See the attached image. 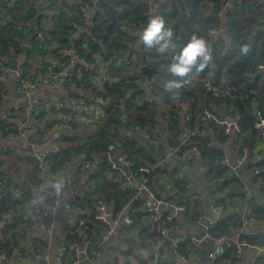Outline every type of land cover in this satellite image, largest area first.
I'll list each match as a JSON object with an SVG mask.
<instances>
[{
  "label": "trees",
  "instance_id": "obj_1",
  "mask_svg": "<svg viewBox=\"0 0 264 264\" xmlns=\"http://www.w3.org/2000/svg\"><path fill=\"white\" fill-rule=\"evenodd\" d=\"M66 1L47 0L48 10L53 13V17L51 18V26L47 30L40 29V32L45 33L44 36L41 35L43 37V41H41L37 33L33 29H29L28 24L33 18V9L38 4V0H18L16 2L0 0V6H2L5 14L1 11L0 13L8 20L4 26L0 25V55H5L9 49L22 51L20 46L25 44L23 40H28L36 55V52L47 50V45L53 40L55 47L53 52L61 60H66V62L69 60L68 56L60 52L61 49H67L78 58L93 64L97 69H105L107 80L96 86L91 79V76H94L93 71L83 70L82 72L79 64L74 65V75L71 80L77 84L78 88L90 91L93 97L100 99L101 102L100 104L84 103L92 104L96 109L101 110L103 116L93 123V129L87 134H80L77 132L76 126L71 124L72 129L76 130L74 131L76 135L72 138H61L60 142H63L64 145L60 144L54 152L49 151L45 162L49 164V173L54 177L62 175L71 160L80 155H82V159L76 163L75 173L81 171L84 164H93L98 170L90 180L92 188L85 192L82 197L74 195L80 200L79 206L84 210V201L91 202L93 205L91 211L85 210L86 217L81 227H77L79 218L74 215L76 227L80 233L77 236L83 234L87 236L88 255L90 257L95 256L102 247V238L109 229L108 225L97 222L93 218L97 213L96 204L98 201L103 202L107 207L111 205L109 207L113 219L123 208L126 209L124 211L132 219V225L129 227L118 225L115 228V233L119 235L122 243V255H135L131 249L133 246H144L147 242L152 244L156 241V225L151 228L140 225L141 218L148 215L142 209V200L137 198L136 191L130 192L120 188L121 178L118 177L119 173L116 170L110 168L106 153L111 155L119 167L121 161L116 160L114 152L124 158L126 157L133 163L131 171L140 179L145 174L138 171L139 167H152L158 158H155L154 154H149L148 157L144 158L146 163H139L134 158L141 149H137L133 139L122 138L115 142L119 121L124 119L128 128L148 135L153 143L155 139L162 140L158 121L163 120L165 123L164 132L176 137L180 116L175 112L174 104L178 103L179 100L189 99L188 110L185 113L188 116V121H185V126L201 127V117L205 109L217 116L220 112H224L228 117L235 118L234 116H236L241 132L235 135V141H241V146L248 143L246 147L251 151L256 139L263 137V133L253 126L255 120L253 104L262 105L264 103V76L256 73V66L264 62V30L260 29V27H264V6L252 3L250 0H240L233 3L226 14L227 49H222V43L210 47L212 50L211 64L215 66L212 85L217 86L223 79L232 88L230 94L213 95L204 90L203 83L206 80V73L210 71L209 64L204 71L187 77L188 82L180 89V99L173 100L172 94L166 91L163 85L176 78L163 70L164 67L171 62L172 54L178 52L193 33L204 37L208 42L209 36L206 31L220 26L218 14L224 9L225 0H167V3L158 6L155 12L151 14V18L157 15L163 17L166 27L172 28L175 34L176 48H170L167 54H159L155 49L145 48L137 35L147 24L146 11L149 8L147 0H106L101 5L100 11L93 15L85 32H78L88 22L86 18H83L82 13L92 7L90 2L93 0L67 1L70 6ZM152 6L154 7V1ZM19 23H22L20 31L17 30ZM26 24L28 25L24 27ZM21 30L29 32V35L21 33ZM244 43L250 45V53L246 57H241L238 50L239 46ZM36 46H39L38 51L34 49ZM137 46L139 47L137 48ZM40 66L38 74L49 73L51 70L58 73L65 69L57 70L48 62H41ZM142 66L155 70L150 78V90L153 97L159 100L160 105L146 102L145 90L140 88V84L145 81V78L140 74ZM23 67L22 72L27 78L37 79L35 77L37 74L32 75V77ZM224 74L226 77L223 76ZM193 80L200 82L194 87L196 95L192 91ZM69 83L67 82V84ZM36 106L40 110L39 113L44 110L43 105L35 104L33 105V113L36 112ZM73 117L76 118L79 115H73ZM208 127L212 126L208 125ZM244 138L249 139L248 142ZM207 142L209 143L205 137L196 136L192 139L191 143L198 148L201 159L200 161H196L194 158L188 160L206 167L203 179L205 181L213 180L215 184L216 191L213 193V199L220 207L224 208V212L210 229V234L218 236L226 231L234 232L236 229L242 228L244 220H250L252 217L254 219L262 218L264 211L241 193L242 183L238 177L231 182L225 183L223 181L227 170H219L217 167V161L223 152L214 146L208 147ZM23 160L33 165V174L31 171L30 175L22 176L23 179L19 186L16 183L14 189L19 193L17 197H14L10 189L5 187L3 181L5 177L0 175V183L3 184V190L0 192L2 194L0 221L6 215H12L11 221L5 226L6 232H11L18 221L28 223L24 217L25 209H32L33 211L37 197L49 204L57 200V194L52 191V188L51 195L47 194L50 191L49 187L40 188L43 181L34 160L28 157L23 158ZM260 161L252 163L251 166L260 168L264 165V158ZM105 171L112 172L111 180L105 177ZM157 173L158 171L153 169L148 175L150 180L147 186L151 190L153 177ZM29 177L30 179H27ZM259 178L264 194V172L259 175ZM37 184L38 186H36ZM34 189L39 192L40 196L36 195V191L33 192ZM188 193L185 184L174 179L173 192L169 201H174L178 206H184V216L191 220L195 217L196 220L201 215L198 209L199 204L194 198L191 199L192 196ZM243 204H245L246 210H243ZM15 205L21 207L19 212L12 210ZM230 210L232 212H228ZM38 211L35 214L36 218H40L42 224L48 226L50 217L48 212L41 209ZM261 236L255 237L245 234L242 236V240L251 245L261 244L259 241ZM14 245L15 243H11L8 239L0 240V253H4L6 256V261L2 264H15L11 257ZM62 245L65 248V260L71 261L74 250L71 248L69 256L67 243L62 241ZM164 248L168 249V252L171 251L168 245H165L162 252ZM191 249L190 244L187 245L184 252L179 251L178 245L176 247L177 252L179 251L178 253L185 256L192 253ZM263 261L260 258L257 260L258 264H262ZM140 263L146 264L144 261ZM214 263L238 264L235 247L232 244L227 246L225 253L217 258ZM160 264H163L161 258Z\"/></svg>",
  "mask_w": 264,
  "mask_h": 264
},
{
  "label": "crops",
  "instance_id": "obj_2",
  "mask_svg": "<svg viewBox=\"0 0 264 264\" xmlns=\"http://www.w3.org/2000/svg\"><path fill=\"white\" fill-rule=\"evenodd\" d=\"M13 1L16 2L18 0ZM67 1L74 2L75 0ZM259 1L260 5L264 6V0ZM97 2L98 0L90 2V5L92 7L88 9L89 15L86 18L87 20L89 19V16L91 14L95 15L100 11L101 5L97 6ZM165 3H167V0H154V8L156 9L158 6ZM47 6V0H38V4L35 5L33 9V18L28 23L30 26L29 29H33L37 33L39 39L43 38L41 35H45V33L40 32V29L47 30V28H49L52 23L51 18L53 17V13L48 10ZM223 10L220 11L219 15L223 12ZM0 11L3 13L5 12L2 6H0ZM7 21V18L5 16L3 17V14L0 13V25L4 26L5 22ZM88 23L89 20L83 28H80L78 30V32L87 31ZM222 23L223 20L220 18V26L215 27L220 30L221 35L224 31H226V16L224 19L223 29H221ZM21 24L19 23V25H17L19 26V28L17 29L19 31L21 29ZM28 24H26L24 27H26ZM21 33L29 35V32L24 30H21ZM220 33L216 38L209 37L208 45L209 47H211L212 45L222 43V49L224 48L226 50L228 47V42L222 38ZM23 43L25 44L23 46H20L22 51L9 49L5 55H0V62L4 63V65L6 66H8L10 63V65L12 66V68H9L8 66L9 72H0V175L5 177L3 179L4 185L7 189H10L14 197H17L19 195V193L14 189L16 183L19 186L21 184L20 181L23 179L22 176L27 174L30 175L31 171L33 174V165L23 160V158H25L24 153L28 151L26 150L27 148L24 147L30 146V143H35L36 147L40 151L47 150L54 152L55 150H57L60 144H62V146L64 145L63 142H60L61 138H72L74 137V135H76L74 133V131L76 130L72 129L71 124H73V126H76L77 132H80V134L90 133L93 129V123L98 119L93 116H86V119H84L82 116L76 118L69 117L66 114L67 112L65 113V111H63L62 107L72 106L76 102L78 104L80 102L95 104L101 103L100 100L95 99L92 93L88 90H82L80 88H70L67 85H53L49 81L48 73L38 74V69L41 68V62H48V64H50L52 67L60 70V68L64 69L69 61L68 60L66 62V60H61L60 57L54 54L53 51L55 47L53 40L50 44L47 45V50L45 51H43L40 46L42 52H36V55L32 50V45L28 43V40H23ZM138 47L139 46H137V48ZM34 49L38 51L39 46H36V48L34 47ZM63 50L64 52H61V54L68 56V59L69 57L71 58L74 55L70 50ZM25 64L27 65L26 67ZM23 65L31 76L37 74L35 76L37 78L35 81H37L38 83L36 87L30 92L29 100L32 101L34 105H43L44 110L39 113L40 110L37 108V106L35 107V115H33L29 120L25 136L23 137V139H21L24 146L20 147L16 146L14 144V141H10L5 138L4 134L5 130L15 128L17 123L21 119H25L26 117L24 109L26 100L16 92L12 75V72L16 69L22 70ZM143 67L144 66H142L141 68ZM92 71L93 70H91L90 72ZM214 71L215 69L211 70L213 74ZM93 73L94 76H91V79L93 81V84H97L98 81L102 79V75L100 73H95L94 71ZM256 73H260L264 76V72L256 71ZM191 74L194 75L196 73L194 72ZM223 76L226 77L225 74ZM147 81L148 80H146L145 78V81L140 84V88L142 90H145V96H147L149 92ZM192 82L194 84L192 91L196 95L197 93L194 90V87L199 85L200 82L199 80H193ZM189 101V99H182L179 100L178 103L174 104L175 112L180 116L178 135L176 137H172L171 135H168V133H165V123L163 120H159V132L160 134H162V140L155 139V142L152 143L148 135L128 128L126 126L125 120L121 119L118 124V135L115 142L120 141L122 138L133 139L136 143L137 149H141V151H139L134 158L139 163H146L144 158L148 157L149 154H154L151 149L145 148L147 144L153 146L156 152L163 155L165 149L169 148L168 143L166 142V137H169L171 140H177L182 133L186 132L187 128L191 127L190 125L189 127L185 126L184 124V116L186 111L188 110ZM253 107L254 113L258 107L256 104H253ZM219 117L230 118L237 121L236 116H234L235 118L228 117L224 112H220ZM201 118L203 127L195 126L191 128L196 130L203 129L204 133L201 138L205 137L210 142L211 146H214V148L227 154L230 162L234 165L233 166L231 164L232 168L235 167L239 158L244 155V164L236 168L237 176L242 183V189L240 191L241 193L248 192L249 195H251V192L254 195L252 197V201L264 211V194L262 193L263 190L260 183V178L259 176H252L249 170L250 167H248V165L251 166L252 163L260 160L262 161L264 158V131L261 130V132L263 133V137L256 139V142L253 143V149L249 151V149L246 147L248 146V143L241 146V141H235L234 137L237 134L232 133L224 135L222 134V132L218 131L217 128H212L213 126L211 124L206 123L203 118V114ZM208 125H211L212 127H208ZM138 138L142 140V145H139L137 143L136 139ZM244 139L247 140V142L249 140L247 138ZM114 157H116V160L121 161V170L120 172L117 171L119 173L118 177L120 176L121 178V185H119L120 188L126 191L129 190L130 192H133L134 190L136 191V194H138L139 192V196H144V193H141L140 190V178L137 177V175L124 164V161L127 160L126 157L124 158L123 156L118 155L116 152H114ZM155 158H157L156 155ZM81 159L82 155L74 157L67 165L66 170L62 173V175L58 177L50 175L49 168H44V170L42 171V175L39 174L41 180L43 181L40 184V188L49 187L50 191L47 192V194L51 195L52 191L55 193V183L67 181L68 179H70L72 172H74L76 163H78ZM158 161L164 160H160L158 158ZM164 165L165 171L163 173L158 171V173L154 175L152 180L151 186L155 197L162 202L171 204V206H178L174 203V201H169V197H171L170 195L173 192L175 179L185 184V187L189 192L188 194L192 196L190 197L191 199L194 198L198 201V209L201 214L200 216L205 220L208 216H212L209 205L214 195L212 188L213 186H215V184L213 180L205 181L203 179L204 172L200 171L199 164L187 159L185 161L170 160L169 163L164 162ZM260 168H264V165ZM95 170L96 167L91 164L88 169L84 170L82 177L78 178L75 181L74 187L71 190L63 188L58 193V201H51L52 204H49L45 200H42V198L37 197L35 199V206L33 211L32 209H25L24 217L28 221V223L24 221H18L16 227L13 228L11 232H6L5 226L11 221L12 215L9 214L2 218V221H0V240L8 239V241H10L11 243H15L12 251V260L15 264H56V252L62 241H65L67 243V246L69 248V256L71 254V248L72 250H81L85 246L86 251L88 250V242L86 240L87 236L85 234L77 236L80 233L79 229L77 228L78 226L76 227L74 215L66 212L63 203L71 196L84 194L92 188L90 180ZM111 171H105L104 173L105 177L108 180L112 179L113 174ZM69 172H71L70 175H68ZM192 175H194V177ZM27 179H30V177ZM36 186H38V184ZM35 191L36 189H34L33 192L35 193ZM36 195L40 196L38 191H36ZM83 205L86 211H91V208L93 206L91 202L86 201L83 202ZM244 205L245 204L242 205L243 210L245 207ZM109 206L111 207V205ZM109 206L107 208L110 215L112 216V211ZM38 209H41L44 212H48L50 216L48 226H44L42 224V220L40 218H36L35 214L39 212ZM142 209L144 212H147L143 206ZM160 209V215L173 213V209L167 206H162ZM12 210L15 212H19L21 210V207L19 205H15L12 207ZM228 212H232V210ZM258 219L264 220V214L262 215V218ZM155 223L156 214L148 213V215L141 218L140 225L142 227L151 228L155 226ZM258 229L263 230V235L259 239L260 243L263 244L264 223L258 224L255 222H248L244 225L243 232L247 234ZM168 233L175 240L179 247V251L181 252H184L186 250L187 245L190 244V239H200L204 235L202 228L195 224V217L193 220H191L189 218H186L183 213L175 214L172 222L168 225ZM230 233L233 234L232 231H230ZM102 244V247L96 252V255L93 256L90 261L81 262L79 264H132V260H135L137 263L139 262V264H143L140 263L143 261L146 262V264H151V262L146 259L149 248H151L152 246L148 242L146 243V245L144 244V246H133L131 249L135 255H122V243L119 235L114 231L110 238L107 241L102 242ZM212 249L213 247L210 242H202V244L195 249H191L192 256L186 264H215L214 262L209 261L207 258L208 252ZM167 250L168 249L164 248L162 252V263L180 264L179 257L173 254L172 251L168 252L169 250ZM178 254L180 256H185L181 255L180 253ZM136 255L138 256L135 257ZM30 256L35 259L34 262L26 261V259H28ZM254 256L255 252L253 250L243 249L240 256L238 257V264H253L252 260ZM262 264H264V261L262 262Z\"/></svg>",
  "mask_w": 264,
  "mask_h": 264
},
{
  "label": "built area",
  "instance_id": "obj_3",
  "mask_svg": "<svg viewBox=\"0 0 264 264\" xmlns=\"http://www.w3.org/2000/svg\"><path fill=\"white\" fill-rule=\"evenodd\" d=\"M94 1V0H93ZM154 0H147L149 8L146 11L147 15V22L151 18V14L155 12V8L152 6ZM240 0H225L224 4V9L230 8L233 3H236ZM252 3H258L255 2L254 0H250ZM224 11V10H223ZM89 15L88 11H83L82 16L83 18H87ZM219 17V14H218ZM220 19V18H219ZM143 29V28H142ZM141 29V30H142ZM261 30H264V27H260ZM140 30V31H141ZM207 35L211 38H216L218 34L220 33V30L217 28H211L208 29ZM221 35V33H220ZM222 38L226 41H228L227 34L224 31L223 34L221 35ZM41 41H43V38H41ZM60 52H64V50H60ZM75 64H79L82 69H80L82 72L83 70H93L94 72L100 73L102 75V79L98 81L96 86L102 84L104 81H106V76H105V69L104 68H99L97 69L93 64L87 63L85 60L82 58H78L76 55H73L71 58H69V61L65 67V69L62 72L54 73L52 70L48 73L49 74V81L53 84H60V85H67L70 88H78L77 84L71 80L73 74V67ZM210 71L206 73V80L203 83V88L206 92H210L213 95H229L230 90H232L231 87L228 86V84L225 83V80H221L217 86L212 85V75L213 72L211 70L215 69V66L210 63ZM97 70V71H96ZM256 71H261L264 72V62L259 63L256 66ZM0 72L2 73H7L9 72L8 66L4 65L2 62H0ZM13 75V83L14 87L17 93L20 94L21 97L25 98V113L26 117L25 119H21L15 128L5 130V138H7L10 141H16V140H21L25 136L27 125L29 120L35 113H33V105L34 103L29 100V95L30 92L36 87L37 81L31 80L27 78L22 70L16 69L12 72ZM192 75V74H190ZM150 81H147L148 84V94L146 96V102L149 104H157L160 105V102L158 99L153 97L151 90H150ZM67 82H70L67 84ZM100 100V99H99ZM257 109L254 112L255 115V120L253 123V126L256 130H263L264 131V103L261 104H256ZM63 111L67 112V116L73 117V115H79L80 117L83 115L84 116H93L96 119H99L100 117L103 116V112L101 110L96 109L92 104H87L84 102H80L79 104L76 102L72 106L68 107H62ZM203 118L206 123L211 124L213 127L217 128L218 131L222 132L224 135L228 134H239L241 132L240 125L238 124L237 121L232 120L230 118H221L207 110L203 112ZM86 119V117L84 118ZM184 120L188 121V116H184ZM204 133L203 129L196 130L192 128H187L186 132L182 133L179 136V144L175 148H167L163 152V157L164 159H174L176 161H185L190 158H194L196 161H200L201 159V154L198 150V148L191 143V140L194 139L196 136H202ZM170 135V134H168ZM31 145L29 146L31 149L36 148L35 143H30ZM207 146L211 147L210 142H207ZM49 151L47 150H42L39 152H34L32 150H28L24 153L25 157H28L30 159H33L39 173L42 175V171L44 168H48L49 164L45 162L46 157L48 156ZM106 157L108 159V162L110 164V168L113 170H116L120 172V167L118 164L111 158V155L109 153H106ZM124 164L131 169L133 166V163L129 160H125ZM231 162L227 154L222 153L221 156L219 157L217 161V167L219 170L226 169L227 174L223 177V181L225 183L231 182L235 180L237 176V171L236 168L239 166H242L244 164V155H242L239 160L237 161L236 165L234 168L231 167ZM233 165V164H232ZM164 161H157L152 167H145L141 166L139 167L138 171L141 173H144L145 176H143L140 179V190L141 193H144V196H139V192L137 194V198L142 200V205L145 208V210L148 213L151 214H156V234H157V239L154 243H152L151 248H152V264H160V258L162 256V248L165 245H168L171 248V251L173 254L177 255L180 259V264H186L192 256V253L187 254L186 256H180L177 253L176 247L177 243L175 240L169 235L168 233V225L169 223L172 222L173 217L177 213H183L185 211L184 206H171V204L167 202H162L158 200L153 191L147 186V183L149 182V174L150 172L155 169L159 172L164 171ZM234 166V165H233ZM90 167L89 164H84L83 169L79 172H72L71 178L66 181L65 188L64 189H69L71 190L74 185H75V180L82 177L84 170L88 169ZM249 170L252 174V176L257 177L261 173L264 172V168H256L253 166L248 165ZM247 168V165H246ZM199 169L201 172L206 171V167L203 165L199 166ZM73 171V170H72ZM97 168L94 171L97 172ZM71 174V172H70ZM3 190V184L0 183V192ZM213 193L216 191V187L213 186L212 188ZM57 194V201L59 198V195L57 191H55ZM246 199L252 200V196L248 194V192L243 193ZM84 194H79L80 197H82ZM2 198V194H0V199ZM80 200L75 198L74 196H71L69 199L65 200L63 203L64 209L66 210L67 213L73 214L79 218L78 221V227H81L84 224L85 217H86V211L79 206ZM162 206H167L169 208L173 209L172 214H165V215H160L159 209ZM210 210L212 212V216H208L205 219H203L201 216L198 217L195 220V224L197 226H200L204 232V235L200 239H190V244L191 248L195 249L199 245L202 244L204 241H208L211 243L213 249L208 252L207 258L209 261L214 262L217 258L222 256L225 251L226 247L232 244L235 247V254L237 257L240 256L241 252L243 249H250L255 252V256L252 260L253 264H258L257 260L260 258L264 260V243L262 244H248L244 240H242V236H245L246 233L243 232L244 225L248 222H255L258 224L264 223L263 219H254L253 217L250 220H244L242 222V228L236 229L233 234H230V236H225L224 234L218 235V236H212L210 234V229L215 225V222L221 217V215L224 212V208L220 207V205L212 198L210 202ZM96 209L97 213L94 215V220L97 222H100L102 224L108 225L109 229L106 232L105 236L102 238V242L107 241L110 236L113 234L115 231V228L118 225H124V226H131L132 225V219L128 214L126 213L125 208H123L122 211H120L116 216L115 219H112V216L110 215L107 206L101 202L98 201L96 204ZM161 210V209H160ZM246 210V208H244ZM108 218L111 219V222L108 221ZM246 235L248 236H258V235H263V230L258 229L253 232L247 233ZM96 255V254H95ZM11 257H13V253H11ZM66 253H65V248L60 244L59 248L57 249L56 256H55V262L56 264H79L81 262H88L91 260L92 257L88 255V252L86 251V247L84 246L81 250L74 249V256L71 261H66ZM6 261V256L4 253H0V263H4ZM132 264H138L135 260L131 261Z\"/></svg>",
  "mask_w": 264,
  "mask_h": 264
},
{
  "label": "clouds",
  "instance_id": "obj_4",
  "mask_svg": "<svg viewBox=\"0 0 264 264\" xmlns=\"http://www.w3.org/2000/svg\"><path fill=\"white\" fill-rule=\"evenodd\" d=\"M139 40L143 46L149 50L155 49L159 54H167L168 50L176 47L174 43V31L170 27H166L163 17L157 15L150 18L141 31L137 33ZM250 53V45L248 43L239 46L238 54L246 57ZM212 50L207 40L193 33L187 42L174 52L171 56V62L164 67L169 75L176 79L167 81L163 87L172 94L173 100L180 99V89L191 73H200L211 63ZM61 183L54 185L57 193L61 191Z\"/></svg>",
  "mask_w": 264,
  "mask_h": 264
},
{
  "label": "water",
  "instance_id": "obj_5",
  "mask_svg": "<svg viewBox=\"0 0 264 264\" xmlns=\"http://www.w3.org/2000/svg\"><path fill=\"white\" fill-rule=\"evenodd\" d=\"M106 0H98V2H97V6H99V5H102L104 2H105ZM235 0H233V2H234ZM255 2H260L259 0H254ZM229 10H230V8H226V9H224V11L219 15V17L223 20V23H222V27H221V29H223L224 28V19H225V16H226V14L229 12ZM92 18H93V14H91L90 16H89V22L92 20ZM9 68L11 67L12 68V66L10 65V63H9ZM154 69H151V68H148V67H143V68H141V70H140V74H141V76H143V77H145L146 78V80H150V78H151V75L154 73ZM71 135V134H70ZM137 140V143L139 144V145H142V140L140 139V138H138V139H136ZM179 141H180V139L178 138L177 140H171L169 137H166V142L168 143V147L169 148H175L178 144H179ZM15 143V145L16 146H20V147H23L24 146V144L22 143V140H16V141H14ZM24 148H27L26 150H32V151H34V152H39L40 150H38V148L36 147V148H33V149H31L29 146L28 147H24ZM145 148L146 149H151L152 150V152H154V154L156 155V157L157 158H159L160 160H164V162L165 163H169L170 162V160H173V161H176V160H174V159H170V160H168V159H164V157H163V155L162 154H160V153H158V152H156L155 151V149H154V147L153 146H150L149 144H147L146 146H145ZM68 175H70V172H69V174ZM193 177H194V175H192ZM194 179V178H193ZM55 184H57V182L55 183ZM65 184H66V181H62V183H61V190L63 189V188H65ZM250 192V191H249ZM250 194H251V196L253 197L254 195L250 192ZM255 198H256V196H255ZM260 204V203H259ZM108 221L109 222H111V219L110 218H108ZM230 231H226L225 233H224V235L225 236H230ZM84 243V242H83ZM152 254H153V252H152V248H149V251H148V255H147V257H146V259L148 260V261H150L151 262V264H152V260H153V258H152ZM34 258H32V256H30L28 259H26V261H33L34 262Z\"/></svg>",
  "mask_w": 264,
  "mask_h": 264
},
{
  "label": "rangeland",
  "instance_id": "obj_6",
  "mask_svg": "<svg viewBox=\"0 0 264 264\" xmlns=\"http://www.w3.org/2000/svg\"><path fill=\"white\" fill-rule=\"evenodd\" d=\"M61 50H63V49H61Z\"/></svg>",
  "mask_w": 264,
  "mask_h": 264
}]
</instances>
